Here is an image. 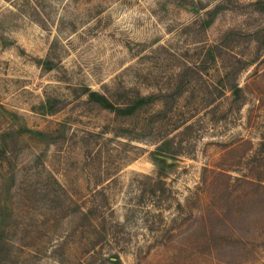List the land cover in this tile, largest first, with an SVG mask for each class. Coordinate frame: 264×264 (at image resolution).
<instances>
[{
    "label": "rangeland",
    "instance_id": "rangeland-1",
    "mask_svg": "<svg viewBox=\"0 0 264 264\" xmlns=\"http://www.w3.org/2000/svg\"><path fill=\"white\" fill-rule=\"evenodd\" d=\"M82 87L149 102L118 117ZM184 122L157 201L152 143ZM114 253L264 264V0H0V264Z\"/></svg>",
    "mask_w": 264,
    "mask_h": 264
},
{
    "label": "trees",
    "instance_id": "trees-1",
    "mask_svg": "<svg viewBox=\"0 0 264 264\" xmlns=\"http://www.w3.org/2000/svg\"><path fill=\"white\" fill-rule=\"evenodd\" d=\"M249 61L245 62L244 65L248 64ZM226 75V73L224 74ZM226 80V81H225ZM223 89H228L230 91V96L228 100V106L230 108H235L236 110L242 104L243 100V90L242 87L238 84L236 79L233 81H227V79L220 80ZM82 91L80 94L85 96L84 100H80L79 102L82 104H90L96 106L101 109H105L108 112L118 116V117H129L135 115L139 109L146 106L149 102L147 95H134L129 96L130 101L121 102L120 98H116V96L127 95L129 93L128 89L118 88L115 93H106L99 90H93L89 87H82ZM181 130L172 129L166 133H163L153 141V150L151 151L153 159L156 161L157 165V180L154 182L157 184L156 188H151L153 194H157V201H162V196L164 194V181L161 178V175L164 173V163L166 159H170L175 161L185 156L187 150L191 149L190 140L184 139L182 135L184 131L188 130L191 127V123L184 122L181 126ZM176 130V131H175ZM187 132V131H186ZM262 143V142H260ZM184 144V145H183ZM157 192V193H156ZM162 203V202H161ZM101 207V205H99ZM87 213V212H86ZM109 227L123 225V223L115 224L113 221H109ZM107 226L104 225L103 229L106 230ZM111 230V229H109ZM114 259L112 260L115 264H121L118 253L113 254Z\"/></svg>",
    "mask_w": 264,
    "mask_h": 264
}]
</instances>
